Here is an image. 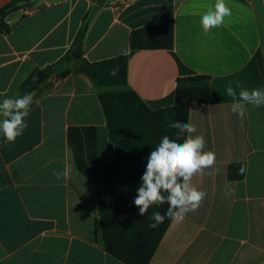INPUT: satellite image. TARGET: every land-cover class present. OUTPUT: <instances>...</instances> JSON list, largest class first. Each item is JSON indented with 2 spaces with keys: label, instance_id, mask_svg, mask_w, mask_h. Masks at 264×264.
<instances>
[{
  "label": "crops",
  "instance_id": "obj_1",
  "mask_svg": "<svg viewBox=\"0 0 264 264\" xmlns=\"http://www.w3.org/2000/svg\"><path fill=\"white\" fill-rule=\"evenodd\" d=\"M12 0H0V7ZM215 0H34L0 30V102L17 98L30 74L72 48L84 18L90 62L129 55L128 84L152 109L175 104L179 88H210L190 120L216 164L193 178L207 193L200 207L173 220L151 264H264V106L231 112V86L264 89V0H226L231 16L205 34L202 14ZM173 21L172 50H131L132 31ZM63 65L30 94L27 128L0 140V264H125L104 249L90 169L116 161L93 83ZM208 76L204 80H185ZM53 84L52 86H50ZM3 117L0 116V120ZM43 122V125H42ZM245 162L243 181L227 169ZM71 168L69 179L53 170ZM230 193V194H226Z\"/></svg>",
  "mask_w": 264,
  "mask_h": 264
},
{
  "label": "trees",
  "instance_id": "obj_2",
  "mask_svg": "<svg viewBox=\"0 0 264 264\" xmlns=\"http://www.w3.org/2000/svg\"><path fill=\"white\" fill-rule=\"evenodd\" d=\"M34 0H12L0 7V30L9 34L11 27L7 17L20 9L29 8ZM103 6L108 0H96ZM91 14H88L78 32L72 48L66 55L44 72L53 76L63 65L66 72L87 77L97 90L103 108L107 129L117 151L112 163L99 164L90 169L95 196L98 203L100 226L105 251L125 264H151L161 242L173 220L165 219L153 229L151 213H165L168 205L153 206L144 216L133 203L141 176L146 169L147 157L164 136L176 139L177 130L170 127L174 121L188 123L193 102L208 104L210 88H179L175 104L171 107L152 110L128 84L129 55L90 62L84 56V43ZM175 46V24L173 21L147 26L132 31L131 50H172ZM40 70H34L22 84L19 94ZM208 76H196L185 80H204ZM51 84L50 86H52ZM187 134H185L186 137ZM181 137L179 142H183ZM3 136H0V140ZM245 168L243 174L239 173ZM247 175L245 162H233L227 169L230 182L243 181Z\"/></svg>",
  "mask_w": 264,
  "mask_h": 264
},
{
  "label": "clouds",
  "instance_id": "obj_3",
  "mask_svg": "<svg viewBox=\"0 0 264 264\" xmlns=\"http://www.w3.org/2000/svg\"><path fill=\"white\" fill-rule=\"evenodd\" d=\"M231 14L226 0H215L214 5L209 6L201 16L200 25L203 32L209 34L213 29L221 27L225 18ZM226 92L233 98L231 112L239 118L246 115L247 105L254 108L264 106V89L255 88L249 91L242 88L238 99L231 86ZM33 99V95L27 93L0 102V116L3 117L0 120V136L4 137L6 143H14L26 130L28 125L25 118L30 113ZM170 127L177 130V138L162 137L157 147L150 152L133 201L140 216L148 213L153 206L168 205L163 214L159 211L151 213V220L154 222L149 227L153 229L163 224L166 218L182 221L188 212L200 207L207 193L193 185V178L216 164L215 153L205 151L206 140L203 135L196 134L197 128L191 122L174 121ZM181 137H185L183 142H179ZM244 171V167L239 169L240 174ZM70 173L71 168L65 167L63 171L53 170L52 174L57 180L66 181Z\"/></svg>",
  "mask_w": 264,
  "mask_h": 264
},
{
  "label": "water",
  "instance_id": "obj_4",
  "mask_svg": "<svg viewBox=\"0 0 264 264\" xmlns=\"http://www.w3.org/2000/svg\"><path fill=\"white\" fill-rule=\"evenodd\" d=\"M69 72H66L68 74ZM49 78V75L45 73L44 71L38 72L33 80L29 83V85L26 87L25 91L22 95L31 93L33 90L37 88V86L41 85L43 82H45Z\"/></svg>",
  "mask_w": 264,
  "mask_h": 264
}]
</instances>
